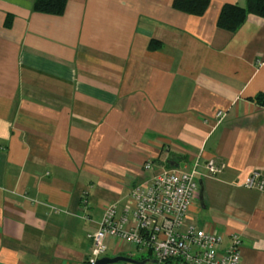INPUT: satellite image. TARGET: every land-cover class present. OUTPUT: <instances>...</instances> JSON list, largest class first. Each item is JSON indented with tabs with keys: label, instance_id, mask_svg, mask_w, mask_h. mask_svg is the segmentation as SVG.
Listing matches in <instances>:
<instances>
[{
	"label": "crops",
	"instance_id": "crops-1",
	"mask_svg": "<svg viewBox=\"0 0 264 264\" xmlns=\"http://www.w3.org/2000/svg\"><path fill=\"white\" fill-rule=\"evenodd\" d=\"M33 1L0 0V264H88L105 208L121 212L170 155L198 163L186 223L264 264V190L241 184L264 176V18L216 25L245 0L200 15L172 0H67L60 15ZM110 243L108 256L149 257Z\"/></svg>",
	"mask_w": 264,
	"mask_h": 264
},
{
	"label": "built area",
	"instance_id": "built-area-1",
	"mask_svg": "<svg viewBox=\"0 0 264 264\" xmlns=\"http://www.w3.org/2000/svg\"><path fill=\"white\" fill-rule=\"evenodd\" d=\"M225 114L223 110L216 111V123ZM152 166V162L144 163L145 168ZM197 166L195 162L189 169L163 168L146 183L132 186L119 213L115 204H109L98 226L87 234L90 242L87 263L95 264L98 258L107 255L113 241L137 251H148L155 262L145 264H240L238 237L222 250L219 234L185 221L198 187ZM204 167L212 176L223 164L210 158ZM241 184L263 191L264 176L253 170Z\"/></svg>",
	"mask_w": 264,
	"mask_h": 264
},
{
	"label": "trees",
	"instance_id": "trees-1",
	"mask_svg": "<svg viewBox=\"0 0 264 264\" xmlns=\"http://www.w3.org/2000/svg\"><path fill=\"white\" fill-rule=\"evenodd\" d=\"M67 0H34L33 10L40 13L60 15L64 12ZM210 0H172V6L185 13L200 15L208 7ZM264 18V0H245V4L224 3L218 12L216 25L228 31L236 30L247 14ZM159 46V42L151 40L150 49ZM146 258V257H145Z\"/></svg>",
	"mask_w": 264,
	"mask_h": 264
},
{
	"label": "water",
	"instance_id": "water-1",
	"mask_svg": "<svg viewBox=\"0 0 264 264\" xmlns=\"http://www.w3.org/2000/svg\"><path fill=\"white\" fill-rule=\"evenodd\" d=\"M169 167H180L183 168L184 162L177 160V158L173 155H170L167 159V162ZM118 262H126L129 264H145L146 262H155V259H151L149 257L143 258V259H136L131 256H125V255H114V256H102L96 260L95 264H113Z\"/></svg>",
	"mask_w": 264,
	"mask_h": 264
},
{
	"label": "rangeland",
	"instance_id": "rangeland-1",
	"mask_svg": "<svg viewBox=\"0 0 264 264\" xmlns=\"http://www.w3.org/2000/svg\"><path fill=\"white\" fill-rule=\"evenodd\" d=\"M146 254H147V253H146ZM146 254H145V255H146ZM135 256H137V255H135ZM145 257H146V256H145Z\"/></svg>",
	"mask_w": 264,
	"mask_h": 264
}]
</instances>
